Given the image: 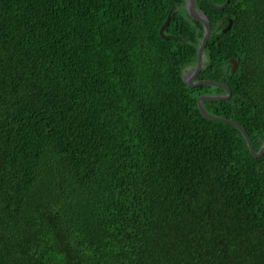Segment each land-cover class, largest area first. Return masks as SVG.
<instances>
[{"label": "trees", "instance_id": "16d2710c", "mask_svg": "<svg viewBox=\"0 0 264 264\" xmlns=\"http://www.w3.org/2000/svg\"><path fill=\"white\" fill-rule=\"evenodd\" d=\"M225 4L210 118L187 0H0V264H264V153L223 119L259 151L264 0Z\"/></svg>", "mask_w": 264, "mask_h": 264}, {"label": "water", "instance_id": "95a60500", "mask_svg": "<svg viewBox=\"0 0 264 264\" xmlns=\"http://www.w3.org/2000/svg\"><path fill=\"white\" fill-rule=\"evenodd\" d=\"M230 2V0H226V4L225 6ZM187 8L191 14V16L193 18H195L196 20L198 21H201L203 24H204V37H203V40H202V43L198 49V55H197V65L195 67V69H193L192 71H189V77L186 78V76L184 77L188 84L191 85V86H197V85H211V86H218V87H222V88H225L227 90V94H224V95H201L199 98H198V104H199V107H200V110L201 112L206 116V117H210V118H214L215 116H212L210 115L209 113H207V111L205 110V108L203 107V104H202V101L205 99L207 100H221V99H225V98H228L231 96V89L228 85L224 84V83H220V82H217V81H214V80H209V79H206V80H199V81H196L195 78L196 76L199 74V72L201 71L202 69V64H203V52H204V49L206 47V44H207V41H208V38L210 37V34H211V23H210V20L209 18L207 17V15H205L203 12L201 11H198L196 9V0H188L187 2ZM172 12H173V9H171V11L169 12V15L165 21V23L161 26V29H160V33L163 37H166L168 39H172V38H179L178 36L176 35H171V34H165L164 32V29L166 28V26L169 24L171 18H172ZM232 26V20L230 19L227 27L224 29V32L228 31ZM233 61V69H235L237 67V62L235 59L232 60ZM220 118V117H218ZM224 120L226 121H230L231 123H233L234 125H236L239 129H241L247 139H248V143H249V146H250V149L251 151L253 152V154L255 156H260L264 153V144L262 145V147L259 149V151H256L253 147V143H252V140L248 134V132L245 130V128L243 126H241L240 124H238L237 122L235 121H232V120H229V119H225L223 118Z\"/></svg>", "mask_w": 264, "mask_h": 264}, {"label": "rangeland", "instance_id": "374dc122", "mask_svg": "<svg viewBox=\"0 0 264 264\" xmlns=\"http://www.w3.org/2000/svg\"><path fill=\"white\" fill-rule=\"evenodd\" d=\"M197 9V8H196ZM199 11V10H198ZM186 78H188L190 75L189 74H185ZM227 94V93H226ZM224 95V94H222ZM205 100V99H204ZM233 121V120H232Z\"/></svg>", "mask_w": 264, "mask_h": 264}, {"label": "clouds", "instance_id": "9594fccd", "mask_svg": "<svg viewBox=\"0 0 264 264\" xmlns=\"http://www.w3.org/2000/svg\"><path fill=\"white\" fill-rule=\"evenodd\" d=\"M187 2H188V0H187ZM187 10H188V8H187ZM189 11V10H188ZM202 12V11H201ZM173 13V12H172ZM190 13V12H189ZM191 15V14H190Z\"/></svg>", "mask_w": 264, "mask_h": 264}, {"label": "flooded vegetation", "instance_id": "af4514ba", "mask_svg": "<svg viewBox=\"0 0 264 264\" xmlns=\"http://www.w3.org/2000/svg\"><path fill=\"white\" fill-rule=\"evenodd\" d=\"M187 74H188V72H187Z\"/></svg>", "mask_w": 264, "mask_h": 264}]
</instances>
